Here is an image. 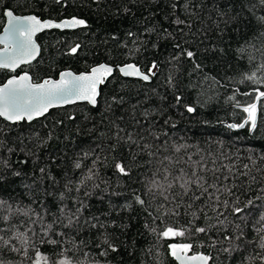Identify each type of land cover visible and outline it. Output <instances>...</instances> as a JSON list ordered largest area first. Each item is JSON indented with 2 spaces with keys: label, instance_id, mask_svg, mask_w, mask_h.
<instances>
[{
  "label": "trees",
  "instance_id": "1",
  "mask_svg": "<svg viewBox=\"0 0 264 264\" xmlns=\"http://www.w3.org/2000/svg\"><path fill=\"white\" fill-rule=\"evenodd\" d=\"M173 2H178L176 9L171 7ZM246 2L191 0L194 7L185 11V0H0V31L4 24L2 13L6 9L16 10L14 13L20 15L34 14L41 19L60 20L75 16L86 21L83 28L64 31L53 29L37 35L39 57L32 64L18 70L27 71L34 82L57 78L65 69L86 72L100 63L114 67L112 76L100 86L101 95L95 107L78 103L55 108L43 117L31 122L22 121L18 125L0 118V140L6 143L15 146L19 142L18 137L29 143L34 141L36 134L47 141L46 146L37 149L38 160L33 157L26 165L18 164L24 158L19 150L10 159L17 170L29 175L34 169L39 175L38 168L46 167L60 182L57 187L67 177L77 179L80 176V170L73 165L82 159L83 152L93 149V156L108 158V166L98 165L102 179L108 182L107 185L102 183L100 187L107 191L94 193L90 200L85 201L90 207L84 215L99 216L102 222L109 224L115 221L109 231L119 251L110 253L106 258L93 252L90 259L101 260L104 264H176L169 255L168 244L192 242L187 237L160 239L145 228L146 222L158 232L169 226L178 228L184 219L164 216L153 222L146 216L144 209L130 198L134 189L137 194H142L138 178L146 170L148 157L136 144L124 143L128 134L141 146L144 143L159 146L164 141L169 146L189 145L191 147L187 149L184 158L187 155H192L193 159L204 156L209 168L235 165L233 172H242L245 171L244 164L251 167V160H255L256 167L252 174L257 176V182L252 183L240 177L235 183L241 187L235 190V194L239 196L241 206L248 199L254 200L257 206L254 211L257 213L264 204V199H256L258 196L264 198V191L261 190L264 189V179L256 171V168L264 169V161L261 160L264 157V98L259 101L255 98V89L264 91V84L244 80L246 74L250 75L258 64L264 62L256 50L260 47V41L254 39L252 43L256 47L249 46L248 53H244L241 58L237 51L241 37L235 33H226L222 43L214 24L220 12L240 10ZM256 11L258 15L261 14L259 9ZM189 12H195V15H189ZM176 16L191 23V29L184 28L187 35L182 36L172 24ZM162 27L171 32L175 39H164ZM146 28H155L156 32L147 34ZM255 30L253 27L246 30L245 34L250 35ZM129 31L136 36L129 37ZM145 41L146 44L143 43ZM177 41L198 53L196 62L202 64V71H194L192 62L186 58L169 62L171 56L178 52L174 47ZM152 44L157 47L153 48ZM77 45V51L72 53L71 49ZM214 46L223 47L224 52L212 51ZM137 48L139 51H136ZM249 54L255 57L251 63L247 59ZM153 61L160 67L149 82L124 78L117 70L118 66L135 63L147 72ZM12 74L16 73L0 69V84ZM170 74L176 78L175 87L167 83ZM206 75L215 77L218 83L211 79L205 81ZM257 76L264 78V72H258ZM177 95L182 98L179 104L175 100ZM232 96H235V100L229 99ZM113 97L117 100L122 98L123 103H113ZM237 102L241 107H236ZM249 103L257 104V128L250 130L248 125L243 129L228 128L229 124L243 122L247 114L242 107ZM186 106L194 107L196 111L189 113ZM118 132L119 137L123 138L120 141L123 147L111 152L108 150L109 145L116 142ZM49 135L52 137L50 140ZM156 136L159 141L154 139ZM129 151L139 152L137 161L144 166L134 168L131 179L119 176L111 167L114 157H127ZM212 160L216 161L215 165ZM82 163L86 171L92 161L84 159ZM113 192L123 194L111 195ZM11 194L24 198L25 202L33 197L32 193L24 191L19 181L11 185ZM8 195V190L0 189V196L7 198ZM36 196L42 198V190H38ZM144 198L147 199L146 196ZM126 204H131V207L126 208ZM229 219L232 217L229 216ZM91 235L84 229L78 239L89 240ZM204 243L205 247L194 251L211 253L216 257L217 250L207 247L206 239ZM42 251L52 255L51 246L43 247ZM10 258L19 260L16 256ZM73 259L82 257L77 254ZM214 264H240V260L221 253Z\"/></svg>",
  "mask_w": 264,
  "mask_h": 264
},
{
  "label": "snow or ice",
  "instance_id": "2",
  "mask_svg": "<svg viewBox=\"0 0 264 264\" xmlns=\"http://www.w3.org/2000/svg\"><path fill=\"white\" fill-rule=\"evenodd\" d=\"M171 7L176 9L178 2H173ZM183 7L188 11L194 5L191 4V0H185ZM257 9L261 14H257ZM14 11L16 10L3 11L2 15L7 18V26L3 35H0V45L3 46L0 48V69L13 73L21 65H30L39 55L40 47L34 39L37 33L45 29H68L86 25L85 20L75 17L57 23L41 20L37 15H16ZM189 15L194 16L195 12H189ZM172 24L182 36L187 35L184 28L192 27L188 20L179 16L172 20ZM214 24L222 43L226 33H235L241 37L237 49L241 58L244 53H248L249 46L256 47L252 43L254 39L260 41V47L256 50L264 58V0H247L240 10L220 12ZM253 27L256 29L255 32L246 35V30ZM155 32V28L145 29L147 34ZM161 32L165 33L164 39H175L172 33L163 27ZM127 35L136 36L131 31ZM184 43L187 44L188 41L185 40ZM78 47L79 45L73 47L71 52L75 53ZM152 47L156 48L157 45L152 44ZM174 47L178 52L171 56L170 63L186 58L192 62L194 71L203 70L202 64L196 62L198 56L196 51L183 47L179 41ZM136 51H139V48ZM212 51L223 53L224 48L214 46ZM247 59L251 63L255 57L249 54ZM159 67V64L153 61L147 72H144L137 64L128 63L120 66L119 72L124 77L149 81L156 76ZM258 72H264V62L258 64L250 75L246 74L244 80L264 84V78L258 77ZM112 74L111 66L99 64L86 73L64 71L60 73L59 80L45 79L40 83H34L27 72L13 75L0 85V118L18 125L22 121L30 122L37 117L45 116L49 109L63 104L86 101L95 107L101 95L100 86L105 84ZM209 79L218 83L215 77L204 76L205 81ZM243 82L242 80L241 83ZM167 83L170 87H175L176 78L170 74ZM255 92L256 100L264 98V91L257 88ZM229 99L235 100V96ZM175 100L179 104L182 98L177 95ZM113 103L122 104L123 100L113 97ZM236 107H241L239 102L236 103ZM242 110L247 114L243 122L229 124L228 128L243 129L248 125L250 130H255L257 104L249 103L243 106ZM186 111L193 113L196 109L186 106ZM144 115L147 116L148 113ZM116 135V142L110 144L108 148L111 152L123 147L120 143L123 138L119 137V132ZM51 138L49 135L48 139ZM154 139L159 141L158 136ZM17 140L19 142L15 143V146L0 140V189L9 191L7 198L0 196V264H104L101 260L89 257L96 252L106 258L110 253L119 251L109 231V228L115 225V221L109 224L102 222L99 216H85L84 213L90 207L85 203L86 200H90L94 193L107 191L106 188L100 187L102 183L107 185L108 182L102 179L98 165L108 166V158L93 156L92 153L95 151L93 149L83 152L82 159L75 161L73 165L75 169L80 170V176L77 179L67 177L63 184L57 187L60 182L46 167L38 168L39 175L35 169L29 175L17 170L10 159L19 150L24 158L18 161V164L26 165L33 157L38 160L37 149L46 146L47 141L40 139L38 134L34 141L29 143H25L20 137ZM129 142L136 144L148 157L146 170L142 171L138 178L142 194H137L134 189L130 198L144 209L146 216L153 222L164 216L175 217L177 220L184 219L180 227L169 226L159 232L145 223V228L160 239L174 240L177 237H187L192 241L168 244L169 255L178 264H214L221 253L231 258L238 257L240 264H264V204L257 213L254 211L257 208L254 200L248 199L241 206L239 196L235 194V190L241 187L235 183L240 177H245L252 183L257 182V176L252 174L253 168L256 167L255 160L250 158L251 167L249 164L243 165L245 171L233 172L235 165L209 168L206 158L199 156V153L195 154L199 156L198 159H193L192 155H187L185 159L187 149L191 147L189 145L169 146L167 141H164L159 146L147 143L141 146L132 139L131 134H128L127 140L124 141ZM139 154L129 151L127 157L119 159L114 157L111 167L119 176L131 179L134 168L144 167L137 161ZM84 159L92 161L91 167L86 171L82 163ZM261 160L264 161V157H261ZM211 162L213 165L216 164L215 160ZM256 171L264 179V169L256 168ZM17 181L23 185L24 191L33 194L32 199L25 202L24 198H17L11 194V185ZM38 190H42V198L36 196ZM256 199L264 198L258 196ZM125 207L130 208L131 204H126ZM229 216L232 219H229ZM84 229L92 234L89 240L78 239ZM204 239L207 240V247L217 250L216 257L211 253L194 251L196 248L206 246ZM45 246H51L52 255L42 251ZM77 254L82 259L74 260L73 257ZM13 256L19 257V260L10 258Z\"/></svg>",
  "mask_w": 264,
  "mask_h": 264
},
{
  "label": "water",
  "instance_id": "3",
  "mask_svg": "<svg viewBox=\"0 0 264 264\" xmlns=\"http://www.w3.org/2000/svg\"><path fill=\"white\" fill-rule=\"evenodd\" d=\"M7 10V9H6ZM15 14V13H14ZM16 15H20V14H16ZM26 15H34V14H24V15H22V16H26ZM73 17H75V16H72V17H67V18H62V19H60V20H53V19H48V18H46V19H41L40 17V19L41 20H51V21H53V22H61V21H63V20H67V19H71V18H73ZM75 18H78V17H75ZM78 19H81V18H78ZM7 26V18L6 17H4V24H3V26H2V29H1V31H0V35H3V32H4V28ZM86 25H84V26H79V27H76V28H68V29H56V30H59V31H64V30H75V29H79V28H83V27H85ZM49 30H53V29H45V30H43L42 32H44V31H49ZM42 32H39V33H37L36 34V36L34 37V39H35V41H36V43L38 44V46L40 47V45H39V43L37 42V40H36V37H37V35H39V34H41ZM3 46L2 45H0V48H2ZM40 54V53H39ZM39 57V55L36 57V59ZM36 59L35 60H33L32 61V63L34 62V61H36ZM31 63V64H32ZM100 64H106V63H100ZM26 65H29V64H24V65H21V67H23V66H26ZM97 65H99V64H97ZM97 65H95V66H97ZM108 65V64H107ZM109 66H111V65H109ZM123 66V65H122ZM20 67V68H21ZM94 67V66H93ZM112 67V66H111ZM119 67L120 66H118L117 67V70H118V72H119ZM20 68H18L17 69V71L16 72H14V73H16V74H12L11 76H13V75H22V74H24V72H27V71H21V72H18V70L20 69ZM92 68V67H91ZM90 68V69H91ZM113 68V70H114V67H112ZM89 69V70H90ZM88 70V71H89ZM64 71H71V72H73V73H75V74H80V73H86V72H88V71H86V72H74V71H72V70H70V69H65V70H62L61 72H64ZM18 72V73H17ZM60 72V73H61ZM13 73V72H12ZM28 73V72H27ZM60 73L58 74V76H57V78H44V79H42L41 81H37V82H34V83H40V82H43V80H45V79H53V80H59V78H60ZM120 73V72H119ZM29 74V73H28ZM30 75V74H29ZM120 75L122 76V77H124L121 73H120ZM11 76H9L7 79H9ZM31 76V75H30ZM124 78H133V79H139V78H135V77H124ZM7 79L2 83V84H0V85H3L6 81H7ZM33 80V79H32ZM140 80V79H139ZM143 81V80H142ZM150 81V80H149ZM149 81H145V82H149ZM78 103H87L86 101H76L75 103H69V104H63V105H60V106H57V107H54V108H51V109H55V108H60V107H65V106H69V105H73V104H78ZM88 104V103H87ZM90 105V104H89ZM91 107H94V106H92V105H90ZM51 109H49V110H51ZM43 117V116H42ZM37 118H40V117H37ZM37 118H35V119H37ZM3 119V118H2ZM34 119V120H35ZM26 122H28V121H26ZM31 122V121H30ZM9 123H11V122H9ZM191 254V253H190ZM174 261L176 262V264H178V262L174 259Z\"/></svg>",
  "mask_w": 264,
  "mask_h": 264
}]
</instances>
